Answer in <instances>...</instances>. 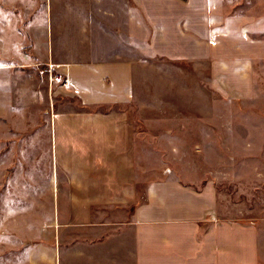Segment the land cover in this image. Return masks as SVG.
<instances>
[{
  "label": "crops",
  "instance_id": "1",
  "mask_svg": "<svg viewBox=\"0 0 264 264\" xmlns=\"http://www.w3.org/2000/svg\"><path fill=\"white\" fill-rule=\"evenodd\" d=\"M65 15L76 33L53 42L31 26L23 45L85 98L121 64L162 60L209 63L228 99L264 102V0H75ZM51 120L44 162L31 147L38 207L17 264H261L258 228L232 219L211 183L138 175L129 115Z\"/></svg>",
  "mask_w": 264,
  "mask_h": 264
},
{
  "label": "rangeland",
  "instance_id": "2",
  "mask_svg": "<svg viewBox=\"0 0 264 264\" xmlns=\"http://www.w3.org/2000/svg\"><path fill=\"white\" fill-rule=\"evenodd\" d=\"M74 1L52 0L46 26L48 0H0V264L21 262L31 238L39 170L32 144L44 162L52 115L69 112L129 115L138 175L175 176L192 188L211 183L232 219L258 228L264 264V102L228 99L209 63L162 60L121 64L93 95L81 96L59 67H47L23 45L31 26L53 42L57 34L76 33L65 15ZM60 15L64 23L55 21Z\"/></svg>",
  "mask_w": 264,
  "mask_h": 264
}]
</instances>
